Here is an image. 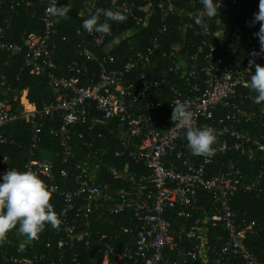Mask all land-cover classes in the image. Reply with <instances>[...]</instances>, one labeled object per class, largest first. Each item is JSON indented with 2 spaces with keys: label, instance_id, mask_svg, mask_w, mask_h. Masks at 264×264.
Here are the masks:
<instances>
[{
  "label": "built area",
  "instance_id": "1",
  "mask_svg": "<svg viewBox=\"0 0 264 264\" xmlns=\"http://www.w3.org/2000/svg\"><path fill=\"white\" fill-rule=\"evenodd\" d=\"M181 1L162 0L159 15L163 27L143 51L135 29L125 32L110 47L108 35L89 34L83 28L79 29L78 38L83 45L80 59L61 76L57 74L59 54L54 38L60 23L56 14L58 6L66 0H59L58 6H50L49 0H42L45 4L44 30L28 33L24 45L8 42L12 21L4 12L7 1L0 0V51H7L10 57L24 55V70L34 76H46L54 97L51 104L39 110L28 95H24L20 103L23 109L12 113L7 108L10 100L1 98L6 87L4 80L0 85V144L14 143L5 135V130L12 124L23 122L29 126L33 135L32 153L26 171L37 175L51 191L54 211L61 221L59 229L46 225L32 241L17 236L15 229L11 230L0 243V264H206L207 261L211 264V247L208 242L201 241L203 226L221 227L227 233L221 257L241 260L245 264H264L246 244L247 237L257 235L258 224L232 207V200L239 192L262 191L264 172L256 179H249L230 162L218 174L215 171L208 173L217 156L245 154L251 144L257 146L264 163V137L254 141L237 132L234 126H225L226 121L241 124L254 118V114L240 108L236 101L241 96L247 97L243 91L251 92L246 85L255 71L252 61L255 64L264 61V56L251 55L260 48L259 38L254 35L260 24L240 21L245 0H220L218 12L221 15L217 23L221 27L212 28L209 21L208 28L201 31L202 57L201 54L190 55L184 53L191 45L181 24L188 16L194 21V13L189 15L187 10L181 9ZM11 2L12 12L17 14L21 3ZM85 4L86 9L80 13L83 20L100 12L103 23L106 18L102 13L108 10L130 17L137 28H146L157 16L151 3L147 9H141L142 14L135 13V4L127 0H110L108 3L86 0ZM106 22L111 29L114 21ZM170 30L182 35L169 51H163L162 57H158V52L164 50L163 38ZM227 35L232 37L231 41ZM236 37L243 39L241 46L235 42ZM122 41L128 42L129 50L125 54L126 64L118 68L117 57L112 51ZM89 44L96 49H105L107 53L103 56L91 53L87 49ZM163 58L169 60L170 67L155 80L150 70ZM170 73L181 75L186 82L185 94L175 91L182 99L172 101V109L174 103L185 102L195 114L196 125L214 129L215 135L222 139L209 157L194 156L190 151L187 154L185 129L174 127V123L166 127L167 123L162 120L165 104L150 101L155 91L169 84ZM220 109L226 110L227 116L219 121V127H215L211 122ZM49 118L56 124L51 126L50 133L59 141L66 163L73 154L72 126L87 125L93 131L117 125L121 147L116 156L143 165L149 175L137 176L136 172H131L130 162L122 170L85 163L76 164L73 172L69 169L56 172L53 159H37L35 153ZM99 138H103V134ZM9 164L8 157H0V177L9 170ZM104 171L112 180L121 183L123 190L104 187L101 182ZM202 192L214 201L210 211L201 203ZM170 211L175 212L180 221L177 229L168 217ZM127 212L133 213L138 223L136 233L130 232L132 242L122 246L108 234H95V227L107 222L110 216ZM14 236L19 245L25 244L23 251H19V245L13 242ZM95 236L100 237L94 240ZM94 244L99 247L98 251L87 257ZM204 248L207 259L202 256Z\"/></svg>",
  "mask_w": 264,
  "mask_h": 264
},
{
  "label": "trees",
  "instance_id": "2",
  "mask_svg": "<svg viewBox=\"0 0 264 264\" xmlns=\"http://www.w3.org/2000/svg\"><path fill=\"white\" fill-rule=\"evenodd\" d=\"M5 16L10 18L12 21V28L8 35V42L24 45L26 42V35L28 33L36 32L41 33L44 30V12L45 4L42 0H6ZM21 3V7L18 8V13L15 14L11 10L12 2ZM62 6L70 5V11L67 12L66 16L61 17L58 15L60 20L57 32L55 35V42L58 44V75H66L67 68L76 60L80 59V52L82 51V40L78 38V31L82 28L83 19L80 17L82 10L86 9V0H71ZM110 0H104L108 3ZM134 3L136 8L135 13L142 14L141 8L147 7L150 3L153 5V9L156 11V18L154 23L147 26L146 28H137L135 22L130 17L126 16V19L122 23L114 22L110 29V35H108V47L112 45L114 41H117L121 35L125 32L135 29L137 32L136 38L141 44L140 50L143 51L150 46L151 40L158 35L159 29L163 27V23L160 21V8L162 0H127ZM229 2L233 0H228ZM243 1V0H238ZM259 0H245L244 11L239 15L240 21L245 22L246 20L252 21L254 14L258 12ZM181 9L188 11L189 15L196 13L202 8L200 0H182L179 3ZM60 9L58 8V11ZM140 10V11H139ZM221 12L216 14L214 20L211 21L212 28L221 27V24L217 23L220 19ZM187 31L188 44L191 46L186 47L184 53L190 55L201 54V46L203 37L201 31L205 29L200 27L191 20V17L183 21L181 24ZM257 25V24H255ZM182 33H174L170 30L169 33L163 38L164 50L158 52V57H162V53L167 52L171 49V45L178 40ZM228 41L232 40L230 35H227ZM66 38V41H64ZM235 42L239 46L242 45L243 39L236 37ZM89 52L103 56L107 53L105 49H96L90 44L87 46ZM129 50L128 42L122 41L119 47L112 51V55L117 57L118 68L123 67L127 60L125 54ZM206 51V50H205ZM202 57V54H201ZM264 66V61L260 63ZM24 55L17 57H10L7 51H0V85L5 80L6 87L4 88V94L1 98L5 97L10 100L7 106L8 110L12 113L19 112L23 109L21 107V98L27 94L29 100L34 103L39 110H42L46 104H51L54 101L52 90L49 86V81L46 76H34L31 75L28 70H24ZM170 67L168 59H161L160 63L152 70L150 75L155 80H159L158 76L164 70ZM169 84L164 85L161 90L155 91L150 97V101L163 102L165 104V115L162 118L163 122L167 123L166 127L173 125L171 121L172 115V101L179 98L176 96L175 91L180 90L185 94V79L179 75L175 76L170 73ZM247 93V97H239L237 104L243 110L248 113L254 114L252 121L243 122L241 124H234L232 122L225 123V126L232 127L234 129L254 141L262 139L264 137V103L257 105L252 102V96L255 95L249 91H243ZM227 111L220 109L215 114L214 122L211 125L219 127V121L226 119ZM56 126L55 123L48 119L46 128L43 130L42 141L40 142L39 148L35 150L36 158L40 159L43 157H50L56 163L57 170L60 172L63 169H69L73 172L76 164L93 165L94 163L101 164L102 166H114L118 169H124L127 162H130L131 172H136L137 176L149 175V171L143 165H136L129 161L127 158H118L116 152L121 147V136L117 125H112L107 128H96L90 131L89 126H72L70 128L72 135V147L73 154L68 158L66 163L64 152L61 149L60 143L50 133L51 126ZM103 134V138H99V135ZM5 135L14 140L13 144H0V157L10 159L9 169L17 170L20 172H26V164L31 159L32 153V132L29 126L23 122L12 124L5 130ZM222 139L216 136V142L213 148L221 144ZM184 145L185 152L189 153L187 142ZM91 155L89 159L87 156ZM195 161V158H193ZM234 163L236 167L249 179H256L261 172H264V163L260 160L257 152V146L254 144L249 145L247 153H228L226 155L217 156L215 165L210 168L211 171H215L218 174L223 167L228 163ZM104 171V175L101 178V182L104 187L109 190L121 191L123 186L121 183L112 180L107 173ZM261 192H239L232 200V207L242 215H246L250 221H255L258 224L257 235L249 236L246 239V244L250 251L264 263V180L261 184ZM200 200L202 205H205L207 211L213 209L214 201L207 193L200 194ZM52 203V200L50 201ZM175 227L178 228L180 221L177 220L175 212L170 211L168 216ZM200 216H197V218ZM137 220L134 218L133 213L127 212L118 216H110L107 222L97 225L95 227V234L102 236L108 234L111 236L115 243L123 246L125 242H132L131 231L135 234L137 227ZM208 243L211 247L209 258L211 264H245L241 260L234 258L227 259L220 256L222 248L227 243V233L221 228L209 227ZM130 233V234H129ZM100 236H95L94 240ZM13 242L18 246V240L16 236L13 238ZM96 244V243H95ZM93 245L89 252L86 254L87 257L97 252L99 247ZM42 250V249H41Z\"/></svg>",
  "mask_w": 264,
  "mask_h": 264
},
{
  "label": "clouds",
  "instance_id": "3",
  "mask_svg": "<svg viewBox=\"0 0 264 264\" xmlns=\"http://www.w3.org/2000/svg\"><path fill=\"white\" fill-rule=\"evenodd\" d=\"M202 8L193 14L194 23L200 27L208 28V22L219 11L220 0H200ZM59 0H49V5ZM56 13L61 17L70 11V5L58 6ZM258 12L254 14L251 25L260 24L259 31L254 35L259 38V51H253V57L264 56V0H259ZM106 21L117 23L125 21L126 16L120 12L104 11ZM100 12H96L85 19L82 28L89 34L99 33L110 35V25L100 22ZM255 71L252 72L250 82L246 85L255 95L252 102L260 105L264 103V66L252 61ZM174 127L185 129L187 147L194 156L209 157L214 154L213 145L216 142L215 130L210 127H198L195 114L185 102L174 103L171 115ZM51 201V191L44 182L31 171L20 172L8 170L0 177V243L4 242L7 234L15 229L17 236L27 237L29 241L38 238L48 225L52 229H59L61 221ZM25 244L19 245L23 251Z\"/></svg>",
  "mask_w": 264,
  "mask_h": 264
},
{
  "label": "crops",
  "instance_id": "4",
  "mask_svg": "<svg viewBox=\"0 0 264 264\" xmlns=\"http://www.w3.org/2000/svg\"><path fill=\"white\" fill-rule=\"evenodd\" d=\"M71 0H68L67 2H70ZM148 7V6H147ZM147 7H144V8H141L142 10H144V9H147ZM209 228L207 227V226H203L201 229H200V233H201V236H202V238H201V241L202 242H204V243H206V244H208L207 242H208V236H209ZM202 256L205 258V259H207V256H208V254H207V249L206 248H204L203 250H202ZM206 264H210V262H206Z\"/></svg>",
  "mask_w": 264,
  "mask_h": 264
},
{
  "label": "rangeland",
  "instance_id": "5",
  "mask_svg": "<svg viewBox=\"0 0 264 264\" xmlns=\"http://www.w3.org/2000/svg\"><path fill=\"white\" fill-rule=\"evenodd\" d=\"M27 94H25V96H26ZM25 101V100H24Z\"/></svg>",
  "mask_w": 264,
  "mask_h": 264
},
{
  "label": "water",
  "instance_id": "6",
  "mask_svg": "<svg viewBox=\"0 0 264 264\" xmlns=\"http://www.w3.org/2000/svg\"><path fill=\"white\" fill-rule=\"evenodd\" d=\"M209 27H210V24H209Z\"/></svg>",
  "mask_w": 264,
  "mask_h": 264
}]
</instances>
